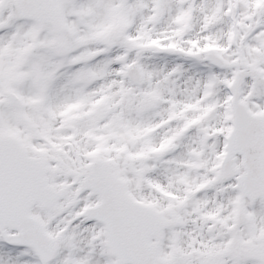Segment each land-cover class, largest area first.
<instances>
[{
	"label": "snow or ice",
	"instance_id": "1",
	"mask_svg": "<svg viewBox=\"0 0 264 264\" xmlns=\"http://www.w3.org/2000/svg\"><path fill=\"white\" fill-rule=\"evenodd\" d=\"M0 264H264V0H0Z\"/></svg>",
	"mask_w": 264,
	"mask_h": 264
}]
</instances>
